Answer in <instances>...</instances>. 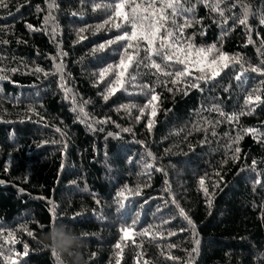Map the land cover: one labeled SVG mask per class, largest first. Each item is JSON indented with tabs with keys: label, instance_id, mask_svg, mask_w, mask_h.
I'll list each match as a JSON object with an SVG mask.
<instances>
[{
	"label": "trees",
	"instance_id": "1",
	"mask_svg": "<svg viewBox=\"0 0 264 264\" xmlns=\"http://www.w3.org/2000/svg\"><path fill=\"white\" fill-rule=\"evenodd\" d=\"M5 2L8 6L0 7V40L7 43H0V67L19 70L0 79V228L5 229L4 236L15 231L16 242L5 248L22 254L28 245V254L16 257V264H57L51 242L45 238L52 229L81 237L79 251L84 259L79 264H143L144 260L148 264H264V143L245 134L231 145L241 149L239 159H234L227 146L241 128L264 132V103L241 115L238 124L220 123L216 136L205 123L222 119L205 110L213 105L225 113H239L247 92L255 88L264 92V76L248 71L241 83L234 79V69L228 68L215 80L201 82L202 90L191 89L185 95L183 90L169 92L159 83L168 78L157 80L141 68L138 82L152 83L160 96L154 102L155 115L148 109L136 120V109L131 115L118 109L130 102L143 104V95L117 91L104 101L100 93L105 83H95L96 74L118 62L121 54L119 43L93 51L122 31L111 25L97 29L108 12L104 8L93 11V3L112 0H55V20L47 25L46 0ZM246 2L255 14L248 21L255 40L256 32L264 36L258 18L264 13V0ZM240 14L239 7L225 13ZM194 15L202 18V24L186 28L185 35L196 33L195 44H216L229 55L259 63L256 46L245 47L243 26H233L231 19L221 26L214 22L219 19L216 13L203 4L196 6ZM29 24L42 30H29ZM81 28L87 29L80 33L85 39L78 40ZM61 50L67 53L62 57L65 87L77 100L89 101L85 111L94 120L110 117L108 123L85 122L72 110L60 86V74H51L55 71L52 57ZM36 67L50 74L34 73ZM149 119L154 121L151 130ZM123 128L131 131L123 132ZM149 151L152 156L147 155ZM253 159L256 171L249 168ZM146 161L151 168L145 167ZM201 178L210 196H205ZM255 179L262 183L255 184ZM124 186L132 191L125 193L127 199L121 198V208L116 199ZM169 193L194 222V231L174 204H165ZM172 215L175 219L162 230L176 231L175 236L153 240L138 234L149 228L155 232L162 218ZM133 220L137 221L135 232L124 238L121 228ZM194 240H199L198 246ZM0 244H4L2 238ZM172 244L176 246L165 247ZM162 251L177 259H167ZM0 264L11 262L0 257Z\"/></svg>",
	"mask_w": 264,
	"mask_h": 264
},
{
	"label": "snow or ice",
	"instance_id": "2",
	"mask_svg": "<svg viewBox=\"0 0 264 264\" xmlns=\"http://www.w3.org/2000/svg\"><path fill=\"white\" fill-rule=\"evenodd\" d=\"M46 3L49 5V12L45 17V25H47L49 20H55V17L52 15V10L58 7L55 0H46ZM198 4H203L210 12L216 13L219 19H214V22L221 24V26L227 24L229 19L233 21V26L236 24L243 26L246 29L245 47H247L248 44L256 46V51L261 57L259 63L255 65L251 64L239 54L229 55L217 48L216 44L208 46L197 45L194 43L196 33L186 36V28L194 27L196 24H202V18H197L194 15ZM7 6L5 0H0V7ZM237 7L241 9L240 15H225L226 11L230 13L232 9ZM100 8L106 9L108 15L102 24L97 25V29L103 28L105 25H111L117 30L122 29V31H119V34L113 39L100 44L98 48L93 49V51L103 50L108 45L119 43L121 54L118 62L107 65L96 74L97 81L95 83H105V88L100 93L104 101H107L111 95H115L117 91H124L128 95H143L145 97L143 104L130 102L121 105L118 109L123 110L129 115H131L132 109H136L139 113V115L135 117L136 120L144 116L148 109H151L152 115H155L154 102H157L160 96L152 83L138 82V78L141 75L139 69L141 68L148 70L147 74L156 77L157 80H159L161 76L168 78L166 80H159V83L167 88L169 92L183 90L185 95H187L191 89L202 90L200 88L201 82L208 83L215 80L216 77L220 76L221 72L228 68L234 69L232 73L234 79L241 83H243L242 77H244L248 71L264 76V36L256 32V39H253V27L248 21L249 16L255 14L252 12L250 3H247L246 0H231L230 3L229 0H112V3H93V11ZM37 10L39 11L40 9L38 8ZM72 15L76 16L78 13L73 12ZM258 18L259 24L264 26V13H260ZM27 27L32 31L42 30L34 28L31 24L27 25ZM86 30L85 28L78 30V40L85 39L80 33ZM229 30L233 29L230 28ZM55 33L56 26L53 25L51 29L53 39H55ZM200 34H204L202 29ZM226 34V31L222 32V35ZM0 43H7V41L0 40ZM66 55L67 53L61 50L56 57H52L55 71L51 74H60L62 81L60 85L61 89L65 93V98L69 99L73 104L72 110L77 113L78 117L85 122L90 119L94 120V118L85 111V106L89 101L83 99L77 100L75 93H73L71 89L65 87L63 82L62 57ZM237 65H239L238 68H236ZM129 69H132V71H129ZM18 70V68L0 67V79H8L7 73H14ZM32 71L34 73H43L45 76L50 74L39 67L34 68ZM169 84H171L172 87H168ZM261 84H264V80L261 81ZM261 103H264V92H262L260 88L252 89L250 92L246 93L244 97V108L241 109L239 113H225L221 108L213 105L211 108L205 110L217 113L222 119L216 121L206 120L205 123L211 125V135L216 136L217 132L215 131V127L220 123L226 121L230 124H238L241 115L253 112L255 107ZM109 121L110 117H106L103 120H94L95 123H108ZM153 123V120H148L147 126L149 130H151ZM89 127H91V125H89ZM117 127H119V125H117ZM57 131H60V129H57ZM122 131L129 132L131 129L123 128ZM245 134L253 135V138L258 142L264 143V139H261V137H264V132H261L260 129L241 128L235 137H230L231 144L227 145L230 152L233 153L234 159H239L238 154L241 149L239 147L233 148L231 145L238 144ZM109 135L113 134L109 133ZM147 155L152 156V153L149 151ZM152 158L155 159V157ZM145 167L151 168L152 164L146 161ZM249 168L252 171H256L257 161L253 159ZM216 175L219 176V172H217ZM0 183H3V181H0ZM199 183L205 196H210L211 194L208 192L207 187H205L204 178H201ZM254 183L260 185L262 181L260 179H255ZM130 191L132 190L124 186V188L117 193L116 203L119 207H123V200L121 198L127 199L125 193ZM166 191L168 190L166 189ZM136 194H139V189L136 190ZM169 194L170 201L165 200V204L169 202L174 204L178 210L179 216L187 221V224L191 226L194 231L195 224L192 219L177 202L175 196L171 193ZM208 202L210 205L211 201L209 200ZM97 203H99V201H97ZM173 219H175V215L162 218L161 224L156 227L155 232L149 228L142 230L138 234L141 236H150L153 240L175 236L177 234L176 231L162 230L163 225L170 224ZM55 220L56 214L53 212L52 225L55 224ZM136 223L137 221L133 220L130 224L126 223L121 228L124 238H129L135 232ZM23 230L27 231L28 235H33L27 228H23ZM183 230L184 229H181V231ZM4 231L5 229L0 228V238L4 241V244H0V257H3L5 261H10L11 264H16V257L28 254V245H24V252L22 254L16 252L13 248H5L4 245L16 241L14 230H9L7 236L3 235ZM193 243L198 246L199 240H194ZM175 246V244H172L165 247L173 248ZM115 247L120 249L121 244L117 243ZM196 251L197 247H193L192 252ZM52 255L56 257L57 264H60L59 257L55 251H52ZM137 255L139 258L140 254ZM161 255L169 260L177 259L172 256L170 252L162 251ZM143 264H148V261L144 260Z\"/></svg>",
	"mask_w": 264,
	"mask_h": 264
},
{
	"label": "clouds",
	"instance_id": "3",
	"mask_svg": "<svg viewBox=\"0 0 264 264\" xmlns=\"http://www.w3.org/2000/svg\"><path fill=\"white\" fill-rule=\"evenodd\" d=\"M50 240V248L55 251L61 259L62 264H79L83 261L79 248L82 246V240L75 232L65 234L63 230L52 229L45 237ZM67 256L68 259H64Z\"/></svg>",
	"mask_w": 264,
	"mask_h": 264
}]
</instances>
